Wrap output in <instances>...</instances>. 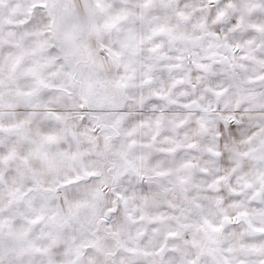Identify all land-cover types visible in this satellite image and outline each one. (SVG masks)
<instances>
[{
    "label": "snow or ice",
    "instance_id": "snow-or-ice-1",
    "mask_svg": "<svg viewBox=\"0 0 264 264\" xmlns=\"http://www.w3.org/2000/svg\"><path fill=\"white\" fill-rule=\"evenodd\" d=\"M0 264H264V0H0Z\"/></svg>",
    "mask_w": 264,
    "mask_h": 264
}]
</instances>
